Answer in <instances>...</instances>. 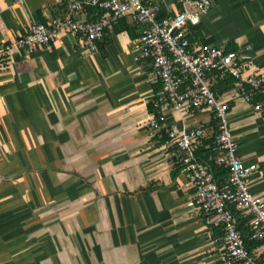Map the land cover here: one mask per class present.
Returning a JSON list of instances; mask_svg holds the SVG:
<instances>
[{
  "label": "crops",
  "instance_id": "0c3cea01",
  "mask_svg": "<svg viewBox=\"0 0 264 264\" xmlns=\"http://www.w3.org/2000/svg\"><path fill=\"white\" fill-rule=\"evenodd\" d=\"M145 1L168 14L181 8L178 0ZM66 2L0 0V264H222V233L189 204L193 188L166 135L146 126L150 113L189 127L213 124V112L149 110L161 83L130 15L106 28L95 49L72 32L32 50L15 44ZM186 32L190 49L243 48L250 67L264 72V0H213ZM211 79L230 105L237 154L258 164L249 189L264 198V110L233 77ZM250 251L261 259L264 242Z\"/></svg>",
  "mask_w": 264,
  "mask_h": 264
},
{
  "label": "built area",
  "instance_id": "2783aa9c",
  "mask_svg": "<svg viewBox=\"0 0 264 264\" xmlns=\"http://www.w3.org/2000/svg\"><path fill=\"white\" fill-rule=\"evenodd\" d=\"M212 1L178 0L181 4L178 11L159 16L162 7L158 1L67 0L61 15L51 17L47 23L32 21L15 39V44L32 50L55 41L62 33L72 32L77 33L86 47L95 49L106 28L130 15L142 27L140 54L150 59L161 83L160 91L152 97L153 105L209 108L216 118L213 124L198 122L178 127L165 125L150 113L146 119L150 135H166L171 156L193 188L189 204L205 214L210 225L221 227V263L259 264L255 253L246 248L235 216L238 213L248 222L251 238H264V198L248 186V178L258 164L237 154V142L227 118L230 105L215 95L211 77L216 73L230 75L242 89L243 98L254 109L264 110V72L250 67L252 56L243 48L226 50L216 45L189 48L187 27L199 23ZM87 6L102 8L104 12L94 20L84 19L81 14ZM257 96L259 99L253 101ZM206 139H211V149L216 152L214 162L227 169L220 181L196 154L197 147Z\"/></svg>",
  "mask_w": 264,
  "mask_h": 264
},
{
  "label": "trees",
  "instance_id": "16d2710c",
  "mask_svg": "<svg viewBox=\"0 0 264 264\" xmlns=\"http://www.w3.org/2000/svg\"><path fill=\"white\" fill-rule=\"evenodd\" d=\"M85 11H87L88 15H90L88 20H94L103 14L104 9L98 8L95 6H87V7H85ZM167 14L168 13L164 9H161L159 16H164ZM104 33H105V31H104ZM186 36H187V38L189 36L187 32H186ZM97 41H99V40H97ZM97 41H96V43H97ZM225 49L231 50V49H235V47L234 46H227V47H225ZM215 76H216L217 80H221L223 78L226 79V78L230 77V75H227V74L220 75L217 73L215 74ZM147 105H148V108L150 111H152L156 114L158 113V107H155L153 105L152 101H148ZM196 154L201 160H203L204 162H206L209 165V167L213 171V174H214V177L216 180L220 181L226 176L227 169L217 165L214 162V157H215L216 152L211 149V139H207L201 145H199L196 149ZM235 216H236V219L238 220V228L240 229V232H241V235L243 237L245 246L248 250H251L253 247L264 242V238H251L250 237V230L248 229L249 226L244 225V223L242 221H240L241 217L238 213H235ZM212 226L214 229H217L220 233H222L220 226H214V225H212ZM257 260H258L259 264H264V257H262L261 259H259V257H257Z\"/></svg>",
  "mask_w": 264,
  "mask_h": 264
}]
</instances>
